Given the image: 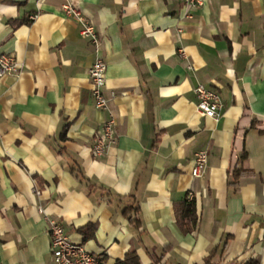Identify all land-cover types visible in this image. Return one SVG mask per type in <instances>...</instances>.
<instances>
[{"label": "crops", "instance_id": "obj_1", "mask_svg": "<svg viewBox=\"0 0 264 264\" xmlns=\"http://www.w3.org/2000/svg\"><path fill=\"white\" fill-rule=\"evenodd\" d=\"M184 6L0 0V53L20 65L0 77V264H55L50 219L104 264L132 251L140 264H264V0H204L191 18ZM98 56L108 110L91 96ZM198 85L219 95L218 118L200 114ZM111 114L117 142L96 158ZM201 149L208 169L194 177ZM188 194L197 221L183 233L175 204Z\"/></svg>", "mask_w": 264, "mask_h": 264}, {"label": "built area", "instance_id": "obj_2", "mask_svg": "<svg viewBox=\"0 0 264 264\" xmlns=\"http://www.w3.org/2000/svg\"><path fill=\"white\" fill-rule=\"evenodd\" d=\"M204 4V0H185V16L191 18L194 11ZM63 11L67 16L77 18L83 25L82 35L92 41H97V31L94 23L86 18L82 10L72 1L63 4ZM19 62L11 54L0 53V77L17 72ZM107 64L102 56H98L89 69L91 81V96L96 108L108 110L109 99L105 95ZM197 108L200 114L218 118L221 114L222 103L219 95L205 85L195 88ZM117 121L111 114L101 125L94 141L92 152L94 157L104 156L107 150L117 142ZM208 169V151L201 149L195 154L192 170L194 177H203ZM39 194L40 191L37 190ZM193 198V196H191ZM48 233L50 235V249L55 264H104L102 255L88 251L83 244L71 241L65 228L55 220H49Z\"/></svg>", "mask_w": 264, "mask_h": 264}, {"label": "trees", "instance_id": "obj_3", "mask_svg": "<svg viewBox=\"0 0 264 264\" xmlns=\"http://www.w3.org/2000/svg\"><path fill=\"white\" fill-rule=\"evenodd\" d=\"M242 172L239 170L236 171V178H239L241 176ZM175 211L177 216V222L182 230L183 233H190L194 230L196 221H197V211H196V202L194 199H190L189 194L182 200L175 204ZM138 212L139 208L137 206H129L124 210V213L126 215H129L131 213H134L136 215L135 219L132 221L137 223L139 225V218H138ZM94 226L90 225L89 227L84 229L86 236H89V231L91 230L93 232ZM209 262V260H208ZM119 264H140L139 258L136 255L135 252H129L126 256V258L123 261H120ZM255 264V263H250Z\"/></svg>", "mask_w": 264, "mask_h": 264}]
</instances>
